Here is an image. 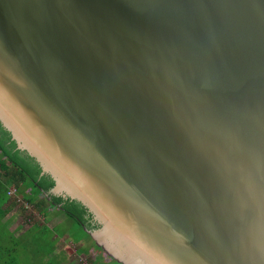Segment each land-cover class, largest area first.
Returning a JSON list of instances; mask_svg holds the SVG:
<instances>
[{
	"label": "water",
	"instance_id": "95a60500",
	"mask_svg": "<svg viewBox=\"0 0 264 264\" xmlns=\"http://www.w3.org/2000/svg\"><path fill=\"white\" fill-rule=\"evenodd\" d=\"M0 142L123 264H264V0H0Z\"/></svg>",
	"mask_w": 264,
	"mask_h": 264
},
{
	"label": "rangeland",
	"instance_id": "374dc122",
	"mask_svg": "<svg viewBox=\"0 0 264 264\" xmlns=\"http://www.w3.org/2000/svg\"><path fill=\"white\" fill-rule=\"evenodd\" d=\"M14 191L11 187L8 192ZM10 196L12 204L4 205L9 210L0 217V264H100L89 260L98 251L101 255L94 239L75 240L74 234L83 235L82 227L62 211L50 208L45 196L39 198L40 207L27 204L20 194ZM102 260H111L106 250Z\"/></svg>",
	"mask_w": 264,
	"mask_h": 264
},
{
	"label": "trees",
	"instance_id": "16d2710c",
	"mask_svg": "<svg viewBox=\"0 0 264 264\" xmlns=\"http://www.w3.org/2000/svg\"><path fill=\"white\" fill-rule=\"evenodd\" d=\"M15 188L17 194L22 195L23 201L27 204H31L36 207H40L42 201L39 200L40 196H45V200L49 204V207L58 209L70 218L76 221L78 226L82 227L83 235L78 236L76 234L75 240H84L93 238L89 235L87 230L94 229V227L86 221L83 216L75 211L66 201L60 196L50 194V188L39 178L30 168H28L14 153H12L7 147L0 142V217L2 218L9 207L4 205H11L12 199L8 195L10 188ZM40 225V224H33ZM32 226V227H33ZM31 227V228H32ZM30 228V229H31ZM29 230V229H28ZM96 248L100 249L101 255L98 253L90 261H99L100 264L112 263V264H123L118 259L111 256L110 261L102 260V251H105L101 245L97 244L94 240ZM88 248L85 249V252Z\"/></svg>",
	"mask_w": 264,
	"mask_h": 264
},
{
	"label": "built area",
	"instance_id": "2783aa9c",
	"mask_svg": "<svg viewBox=\"0 0 264 264\" xmlns=\"http://www.w3.org/2000/svg\"><path fill=\"white\" fill-rule=\"evenodd\" d=\"M14 193L16 194V191H14L12 193L11 192H8V195L10 196L11 194H14Z\"/></svg>",
	"mask_w": 264,
	"mask_h": 264
}]
</instances>
